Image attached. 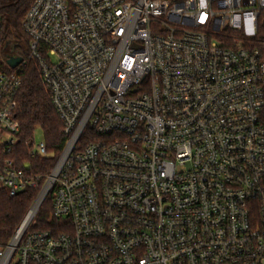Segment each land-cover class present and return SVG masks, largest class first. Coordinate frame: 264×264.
I'll use <instances>...</instances> for the list:
<instances>
[{
	"label": "built area",
	"instance_id": "built-area-1",
	"mask_svg": "<svg viewBox=\"0 0 264 264\" xmlns=\"http://www.w3.org/2000/svg\"><path fill=\"white\" fill-rule=\"evenodd\" d=\"M21 27L24 55L0 14V188L49 156L16 150L31 60L66 141L0 264H264V0H33Z\"/></svg>",
	"mask_w": 264,
	"mask_h": 264
},
{
	"label": "trees",
	"instance_id": "trees-1",
	"mask_svg": "<svg viewBox=\"0 0 264 264\" xmlns=\"http://www.w3.org/2000/svg\"><path fill=\"white\" fill-rule=\"evenodd\" d=\"M33 0H13L0 4V14L3 19L4 33L10 39L25 42L28 37L22 31V20ZM17 51H19L17 49ZM24 55V53H22ZM7 65L0 59V70H7ZM22 85L18 92L15 118L20 126L19 141L16 150L25 154V142L36 138V132L41 131L49 150V156L32 159V169L40 175L36 188H27L15 196H10L6 188H0V247L6 246L23 222L33 202L41 191L45 178L52 171L66 137L63 133V122L55 109L51 92L42 81L38 63L31 60L22 72ZM53 203V192H50L43 202L31 230L49 229L55 220L50 219Z\"/></svg>",
	"mask_w": 264,
	"mask_h": 264
},
{
	"label": "water",
	"instance_id": "water-1",
	"mask_svg": "<svg viewBox=\"0 0 264 264\" xmlns=\"http://www.w3.org/2000/svg\"><path fill=\"white\" fill-rule=\"evenodd\" d=\"M12 51H14V48H12ZM22 59L23 58L21 56H14L11 54H7V63L13 68L16 67L19 63H21ZM28 222H29L28 219L23 221L21 225V230H23L27 226Z\"/></svg>",
	"mask_w": 264,
	"mask_h": 264
},
{
	"label": "rangeland",
	"instance_id": "rangeland-1",
	"mask_svg": "<svg viewBox=\"0 0 264 264\" xmlns=\"http://www.w3.org/2000/svg\"><path fill=\"white\" fill-rule=\"evenodd\" d=\"M21 43V46H19L17 49L19 50V52L20 53H23V45H25L24 43H25V41L23 40L22 42H20ZM36 140H40L41 139V137H42V133H41V131H37L36 132ZM34 203V202H33Z\"/></svg>",
	"mask_w": 264,
	"mask_h": 264
},
{
	"label": "bare ground",
	"instance_id": "bare-ground-1",
	"mask_svg": "<svg viewBox=\"0 0 264 264\" xmlns=\"http://www.w3.org/2000/svg\"><path fill=\"white\" fill-rule=\"evenodd\" d=\"M32 214H33V212L30 214V217L28 219H30L32 217Z\"/></svg>",
	"mask_w": 264,
	"mask_h": 264
}]
</instances>
